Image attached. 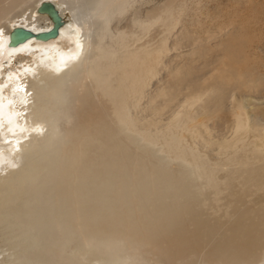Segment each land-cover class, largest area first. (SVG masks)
Wrapping results in <instances>:
<instances>
[{
  "label": "bare ground",
  "instance_id": "bare-ground-1",
  "mask_svg": "<svg viewBox=\"0 0 264 264\" xmlns=\"http://www.w3.org/2000/svg\"><path fill=\"white\" fill-rule=\"evenodd\" d=\"M73 1L82 30L74 53L33 51L25 73L0 85V264H259L264 121L237 122L241 131L223 142L193 127L176 143L172 131L150 130L146 109L126 110L122 86L97 77L91 61L99 41L89 38L100 35L88 16L103 22L106 7L95 10L101 0H93L78 18ZM54 6L56 37L10 45L13 29L0 26V42L24 52L31 40L57 39L67 22ZM35 11L36 27L25 28H51L50 16ZM15 13L3 11L0 24L23 17ZM103 99L113 119L104 118ZM152 144L160 154H148ZM221 192L231 209L225 222L202 211Z\"/></svg>",
  "mask_w": 264,
  "mask_h": 264
},
{
  "label": "rangeland",
  "instance_id": "rangeland-1",
  "mask_svg": "<svg viewBox=\"0 0 264 264\" xmlns=\"http://www.w3.org/2000/svg\"><path fill=\"white\" fill-rule=\"evenodd\" d=\"M44 1L56 4L66 27L47 43L31 40L24 52H11L8 41L2 40L0 85L4 89L10 76L23 75L30 67L33 51L71 54L76 50L82 30L68 10L71 0H0V17L6 9L23 15L17 16L19 22L6 19L0 26L12 30L33 23L35 28L33 20L40 16L35 10ZM92 1H73L78 18L92 8ZM94 6L107 10L103 22L88 16L94 23L92 32L100 35L89 38L99 41L91 60L97 64V77L122 86L130 104L126 110L145 108L150 130L161 126L160 132L172 131L170 141L176 143L193 127L201 129L205 138L223 142L241 131L237 122L264 121V0H101ZM30 16L32 22L24 19ZM209 86L215 88L219 102L207 95ZM98 104L104 118L113 119L111 104L104 99ZM151 151L160 154L161 148L152 144L149 155ZM193 184L201 183L194 179ZM210 198L201 204L203 213L210 220L228 221L231 209L224 193H211Z\"/></svg>",
  "mask_w": 264,
  "mask_h": 264
},
{
  "label": "water",
  "instance_id": "water-1",
  "mask_svg": "<svg viewBox=\"0 0 264 264\" xmlns=\"http://www.w3.org/2000/svg\"><path fill=\"white\" fill-rule=\"evenodd\" d=\"M37 9L38 12H43L50 16L53 23L51 28L45 31L33 32L32 30L23 28L21 26H16L10 32V45H16L30 37H34L39 40H47L49 38H54L58 35V29L62 24V19L54 4H52L51 2L44 1L38 6Z\"/></svg>",
  "mask_w": 264,
  "mask_h": 264
}]
</instances>
